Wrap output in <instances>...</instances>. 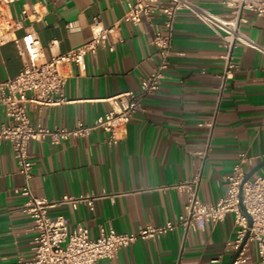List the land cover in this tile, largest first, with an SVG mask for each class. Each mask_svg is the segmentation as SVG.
Returning <instances> with one entry per match:
<instances>
[{
  "label": "crops",
  "instance_id": "obj_1",
  "mask_svg": "<svg viewBox=\"0 0 264 264\" xmlns=\"http://www.w3.org/2000/svg\"><path fill=\"white\" fill-rule=\"evenodd\" d=\"M193 1L214 12L224 10L220 0ZM23 5L42 15L26 20L42 46L56 38L59 50L66 51L91 39L92 17L105 26L119 19L127 0H15L12 14ZM240 28L258 47L237 43L230 54L233 75L222 83L227 59L220 36L191 11H178L161 87L144 96L145 109L133 113L118 143H109L107 132L99 128L56 144L31 140L29 186L35 195L52 199L64 193L115 194L113 202L100 197L93 208L81 203L76 209L61 204L50 214H62L70 225H86L91 237L108 225L136 232L176 217L186 200V193L176 187L182 181L197 176V194L206 203L223 196L226 175L241 151L257 156L246 166L247 174L253 171L250 177L257 174L264 165L254 170L264 162V15L246 12ZM119 34L113 51L99 48L86 55L82 68L69 67L64 100L29 106L33 123H91L109 108L108 97L138 89L141 77L160 61L153 27L146 21H121ZM25 60L13 41L0 45V80L16 75ZM5 121L0 106V123ZM199 149H205L204 156L195 154ZM23 183L11 143L0 141V264L33 257V219L21 209L24 197L13 192ZM234 232L228 214L203 229L177 227L139 238L103 264H229L233 254L227 242ZM247 253L249 259L239 264H255L253 243Z\"/></svg>",
  "mask_w": 264,
  "mask_h": 264
},
{
  "label": "built area",
  "instance_id": "obj_2",
  "mask_svg": "<svg viewBox=\"0 0 264 264\" xmlns=\"http://www.w3.org/2000/svg\"><path fill=\"white\" fill-rule=\"evenodd\" d=\"M14 1L0 0V45L13 41L17 49L25 54L26 60L16 75L0 80V106L7 118V121L0 123V141L11 143L13 158L24 178L23 185L14 187L13 192L24 197L21 209L33 219L35 232L32 240L33 257H20L13 264H103L104 260L112 259L122 247L139 238H152L177 227L184 231L203 229L206 223L223 220L228 214L232 216L235 227L233 238L227 242V249L233 255L236 253L232 264L249 259L247 248L251 243L255 245L258 255L255 264H264V165L253 177H247L246 170V166L257 157L255 155L239 152L231 171L226 175V192L216 201L206 203L198 197V177L195 176L176 185L186 193V200L174 219L159 225H146L136 232H119L108 225L101 227L96 237H91L86 225H70L62 214L52 215L49 210L61 204L76 209L81 203L93 208L95 199L108 197L113 202L115 194L64 193L52 199L37 196L29 186L34 160L28 151L31 140L56 144L87 136L98 128L107 132L109 143H118L133 113L145 109L142 102L144 96L161 87L169 66L175 18L180 10L191 11L220 36L227 59L220 75L224 83L233 75L230 54L234 46L245 43L258 47L241 30L240 23L248 11L264 15V0H220L223 12H214L193 0H127V7L119 19L105 26L99 17H92L91 39L66 51L59 50V40L56 38L43 47L36 31L26 25V20L31 17L39 20L42 15L27 5H23L17 15H13L10 7ZM121 21L132 24L148 22L153 27V42L160 55V61L141 77L138 89L108 97L109 108L91 123L79 121L73 127L33 123L28 114L29 106L52 105L64 100L69 67L75 65L82 68L86 55L95 53L99 48L113 51L121 40ZM67 26L70 27L71 23H67ZM18 31L22 33L17 35ZM195 154L204 156L205 149H199Z\"/></svg>",
  "mask_w": 264,
  "mask_h": 264
},
{
  "label": "water",
  "instance_id": "obj_3",
  "mask_svg": "<svg viewBox=\"0 0 264 264\" xmlns=\"http://www.w3.org/2000/svg\"><path fill=\"white\" fill-rule=\"evenodd\" d=\"M263 164H264V162H263V163H260V164H258V165H257V166L254 168V170H255V169H257L258 167L262 166ZM252 173H253V171H251L250 173H248V174H247V177H250ZM235 255H236V253L233 255V257H232V260L230 261V263H229V264H232V261H233V259H234Z\"/></svg>",
  "mask_w": 264,
  "mask_h": 264
}]
</instances>
